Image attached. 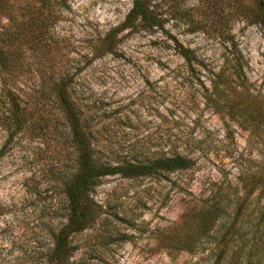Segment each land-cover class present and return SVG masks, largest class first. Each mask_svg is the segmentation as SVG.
<instances>
[{
    "label": "rangeland",
    "instance_id": "374dc122",
    "mask_svg": "<svg viewBox=\"0 0 264 264\" xmlns=\"http://www.w3.org/2000/svg\"><path fill=\"white\" fill-rule=\"evenodd\" d=\"M131 3L65 0L50 25L58 41L45 53L25 48L30 72L19 83L74 74L83 100L97 101L102 112L99 147L116 155L177 152L192 164L160 177H101L91 194L100 215L75 236L85 246L75 257L89 247L100 252L103 260L91 252L100 264H264V115L239 119L242 125L202 96L209 70L237 55L253 90L264 96V23L246 6L256 0H151L159 25L120 27L112 53L95 49ZM8 7L0 11V32L12 19L26 20L16 4ZM28 93L22 92L31 122L25 114L15 129L0 116V264H19L23 244L30 236L34 243L43 209L55 203L52 182L69 167L57 105H34ZM46 116L56 131L40 130L39 117ZM215 202L206 230L185 245L171 238L174 223ZM105 232L112 234L108 245Z\"/></svg>",
    "mask_w": 264,
    "mask_h": 264
},
{
    "label": "trees",
    "instance_id": "16d2710c",
    "mask_svg": "<svg viewBox=\"0 0 264 264\" xmlns=\"http://www.w3.org/2000/svg\"><path fill=\"white\" fill-rule=\"evenodd\" d=\"M64 1L0 0V11L10 10L8 4H16L19 10H23L20 14L26 15L24 21L12 19L13 26L0 32V116L4 117L3 122L8 121L12 127L19 129L23 115H28L25 122H31L34 113L26 109L28 99L22 92H29L34 105L42 102L43 106L53 101L57 105L56 120L63 133V144L69 160L68 169L58 171L52 182L51 190L56 196L53 208L51 210L47 206L43 209L34 243L30 236L27 243L23 244L19 264H100L99 259H103L96 256L100 252L96 249L92 252L89 247L84 248L76 258L75 252L85 246H81L82 242L74 243L75 236L91 228L100 215L101 206L91 195L99 179L114 174L130 178L160 177L189 168L192 164L191 158L177 152L130 150L116 155L99 147L96 142V124L103 116L102 112L97 109V101L83 100V90L74 74L61 72L49 77L41 74L33 86L27 85L29 91L25 83H19V78L30 72L31 64L26 61L25 48L45 53L50 43L58 41L51 33L50 25L61 17L62 8L67 5L63 4ZM246 6L253 10L254 15L261 16L264 23V0H256L252 7ZM156 25H159V20L151 0H132L120 26L99 38L95 49L112 53L117 48V29L120 27L133 29ZM243 65L244 62L237 55L231 63H224L216 70L211 68L209 83L203 86L202 95L205 102L216 111L224 112L240 124L242 122L239 119L264 115L261 105L264 96L253 90ZM39 118L42 120L40 130H57V125L49 124L48 116L46 119ZM10 127L7 128L9 131ZM215 203L206 209L194 211L188 220L185 218L174 223L171 226V238L176 237L180 245H185L187 237L206 230L217 211L218 204ZM111 236V233H104V239H107L105 245L109 244ZM102 250L105 255L107 251ZM91 252L99 259H94Z\"/></svg>",
    "mask_w": 264,
    "mask_h": 264
}]
</instances>
